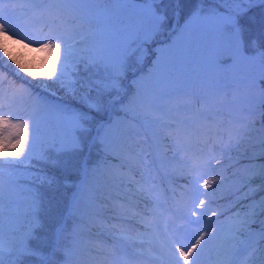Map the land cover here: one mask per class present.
Masks as SVG:
<instances>
[{
  "label": "snow or ice",
  "instance_id": "obj_1",
  "mask_svg": "<svg viewBox=\"0 0 264 264\" xmlns=\"http://www.w3.org/2000/svg\"><path fill=\"white\" fill-rule=\"evenodd\" d=\"M106 2L58 0L40 10L39 19L43 23L38 33L21 35L11 15L16 10L10 6L12 0H0V69H6L0 71V264H30L32 258L38 264H70L69 259L59 261L56 257L60 253L66 258L70 256L77 232L74 226L65 235V227L61 225L53 237L42 235L41 202L38 195H33L25 213L27 222L10 216L5 239L4 169H9V186L19 175L39 179L49 186L59 183L55 173L48 174V169L79 174L82 178L75 185L67 178L64 181L65 187L77 189L68 212L75 215L90 171L88 160L78 159L85 142L88 141L89 148L99 144L102 151L119 156L113 140L119 121L111 120L116 105L121 104L126 114L132 104L143 103L151 109L156 106L158 90L163 91L160 85L173 78L176 62L164 54L175 47V40L156 50L152 69L147 76L133 81L135 95L128 104L123 103L127 97L125 81L129 70H133V75L142 71L151 45L171 26V20L160 7L163 0H114L120 5L115 9L100 6ZM174 2L177 8L173 10L171 19L175 20V26L171 31L177 33L176 39L195 46L199 53L196 62L209 87L214 70L223 69L234 74V96L239 103L227 127L217 124L213 128L199 123L201 118L208 120L207 110L197 111L187 118L172 117L165 125L179 130L189 123H198L202 142L208 148L200 150L201 159L190 167H180V174L185 176L189 186L179 193L172 190L171 207H163L159 198L164 196V204H167L169 197L163 192L156 193L154 185L147 190L140 189L146 197L154 193L151 198L157 208H162L159 215L163 217V227L152 223L146 226L154 230L152 243L158 264H200L210 246L216 251L215 264H235L239 252L251 247L254 235L251 226L255 221L250 217L257 215V209L264 214V195L253 199L258 193H264V84L261 83L264 81V42L247 39L245 27L250 11L255 6H264V0H193L194 6L183 16L179 10L181 0ZM205 4L211 6L205 7ZM19 15L23 16V12ZM101 20L103 27L99 26ZM25 26L31 25L26 22ZM16 46L30 53H42L39 63L33 56L30 66H26L13 54ZM81 64L86 73L83 76L79 71ZM9 73L23 83L17 86L14 80L8 79ZM25 82L42 85L39 89L47 95L40 96L33 88L24 87ZM241 86L246 93L243 96L240 95ZM57 92H63L70 102L49 100V97L55 98ZM29 102L55 113L58 123L54 135L39 139L36 117L29 114L28 118H23ZM147 117L145 113V123L150 126L152 121ZM157 136L154 132L153 137ZM165 140L169 141L161 146L165 156L169 150L173 155L161 160L162 166L172 164L187 148L179 131L172 136L159 137V141ZM245 160L248 163L238 168ZM25 163L28 167L24 173L14 171L17 165ZM230 169L237 170L228 175ZM248 172L253 175H247ZM205 176L209 178L204 179ZM257 179L260 183L253 186ZM229 180L237 191L247 189L241 199H252L253 203L247 206L248 211H238L228 222H219L225 211L211 207L216 203L212 193ZM189 194L191 208L185 200ZM238 203L239 200L233 201V205ZM165 212L168 213L166 217ZM209 212L211 215L204 221L203 217ZM201 222L203 229L197 228L188 235L189 226ZM260 224L261 230L256 235L264 240V220ZM244 264H250V257Z\"/></svg>",
  "mask_w": 264,
  "mask_h": 264
},
{
  "label": "trees",
  "instance_id": "obj_2",
  "mask_svg": "<svg viewBox=\"0 0 264 264\" xmlns=\"http://www.w3.org/2000/svg\"><path fill=\"white\" fill-rule=\"evenodd\" d=\"M107 2L103 4H105L108 8H113V9L119 8L116 7L113 2H108V3ZM193 6H194L193 0H181V4L179 5V10L181 11V15L182 16L186 15L187 12ZM173 8L174 5L169 0V4L166 8H164V11L167 12L170 20L172 18ZM167 29L164 31L162 35L166 34ZM252 31L253 30L251 28H246L247 39H249L251 34H254L253 33L254 31L253 32ZM171 32L172 31L170 29L162 39H157V41L162 42L167 38V36ZM261 32H263L264 34L263 25H261V30H258V32L256 31V34ZM261 35L262 33L259 34L258 36L260 37ZM255 36L258 37L257 35ZM5 70L6 69H0V71H5ZM8 79L14 80L17 86H20V84L23 83V81H21L20 79L13 77L11 73H9ZM230 81L234 83L233 78H231ZM5 85L7 84L5 83ZM227 85L231 87L230 84ZM194 86L198 87L197 90H194L195 92L194 91L190 92L189 96H187L184 93L183 97L181 95L182 100L185 101L190 100V104H191V102L198 103L200 99H202V94L204 96V92H203L204 89L200 87L199 83H195ZM24 87L33 88L40 96L47 95L46 93H43L40 90H38V88L36 89V86L33 84H28L27 82H25ZM230 87L228 86L226 88L224 87V89H222L219 93L213 96V100H214L213 105H215L214 107L206 106V109H199L200 111L208 110L209 112L208 120L204 121L203 118H201V121L199 123L205 124L207 126H211L213 128L217 124H222L224 127L228 126L229 119L234 114L235 108L238 106L239 103L235 99L233 89L231 90L232 87L231 88ZM179 93L180 92L176 94L174 100L170 101L172 104V110L170 113H168L169 116L168 115L161 116V114L159 113L160 107L157 104L151 109L146 108L143 103H139L137 106L130 105L129 108H131L132 113L126 114L125 112H123L121 116L123 122L120 123L119 120V123L117 125L118 128L116 127L117 132L114 133L115 151L119 153V156H113L111 153H106L100 150V147L98 145H94L91 148H89L88 146V150L85 153L84 159L88 160L89 169L99 167L105 171L110 170L112 174L114 173L118 176V179H121L122 176L124 179H127L130 183H134V184L138 183L144 186L146 190L154 185L156 193L163 192L164 195L169 197L168 203L165 206H171L172 201L170 198L172 195V190L175 189L176 192L179 193L183 189L187 188V186L184 185L183 181H181L182 179H180L175 175V172L178 171L177 170L178 167L177 168L172 167V164H169L168 167L166 166V164H164L163 166L161 165V160L165 156V153L163 152L161 146L163 143H169V141L167 140L159 141V137L172 136L175 135L177 131H179L181 139L186 142L187 148L186 151L179 153L177 156L180 158L184 156V158L187 160L190 166L197 159H201V157L199 156L200 150L204 149L205 151H207L208 148V146L202 142L203 141V136L201 135L202 129L198 127V123L195 122L189 123V125L183 126L179 130L176 128H168L165 126L168 122L171 121L172 117L179 116V114L174 113L175 105H173V102H175V99L178 97ZM245 94L246 93L243 87L241 86L240 95L243 96ZM62 96H65L64 93L58 92V95H56L55 98L49 97V100H55L59 102H64V101L70 102V99L68 97H62ZM118 107L120 109L121 105L117 104L114 111L119 110ZM13 111H16V109L14 108ZM41 111H43L42 108L34 107L31 104V102H29L27 109L23 111V118L25 119L28 118L29 114L38 117V114ZM179 111L181 113L179 117L181 118L188 116L190 112V110H188V114H187V109L184 110L182 109ZM7 112L8 109L6 108L5 114H7ZM145 113H147L148 116H155L157 118V122H152L151 125L149 126V124L145 123L144 120ZM42 116H43L42 114L39 115L40 120L37 122L38 133H42L40 131L42 129L41 125L43 123H45L46 121L55 122L53 120L57 119V118L53 119L52 117L50 119H47L46 117H42ZM154 132L158 133V136L155 138L153 137ZM43 139L45 138H42L41 140ZM86 142H85V147H86ZM209 143H211V141H209ZM151 150L155 152L154 158L151 154ZM83 154L84 151L79 154L78 157L79 160H81ZM101 154H104L106 156H109V158H112L111 161H105V164L103 163L104 166H102V164H99V162L101 161L99 160V156ZM217 155H219V149H217ZM247 163H248L247 160L243 161L241 165L238 166V168L242 169L244 165H246ZM225 164L227 165V163ZM18 167H19V173L22 172L24 173L28 166L27 163H25L24 165H18ZM236 170L237 169H233V171ZM217 171H223V170L218 169ZM47 172L48 174L55 173V175L58 177L59 183L49 186L47 183H42L41 180L39 179L26 178V186H27L26 195L27 196L31 195L32 197L33 195L39 196L41 202L40 218L43 223V229L41 234L51 238L54 236L55 229L59 226V222L62 219L64 210L66 209L67 206L68 209L64 215V219L61 225H64L65 227V235L71 232L69 227L71 226L72 221L75 218L76 214L69 215L68 212L72 205L73 194L71 195V193L73 191L76 192L77 189L75 187H65L64 181L67 178L75 185L79 180L80 175L69 174L68 172H65L60 169H48ZM248 174L250 175L252 174V172H248ZM36 175L44 176L45 174L36 173ZM229 175H231V173ZM3 179H4V184L6 186L7 185L6 182L8 181L6 174H4ZM184 181L188 185L187 180ZM257 181L259 180L257 179L253 183ZM121 183L122 182L119 181L118 184H114L112 187L108 186L109 189H105L102 192L100 191L99 197L97 193L92 192L91 195L95 194L99 202L90 198L88 200L89 195H86L85 193L86 191L83 190L80 201L85 200L86 202L85 207H87L88 215L86 219L80 218V222L78 223L80 225L82 223L84 229L85 230L87 229L86 231L90 232V234L87 235L85 240L89 242V245H91V247L95 246V248H90V249L92 250L94 249V251L100 255L106 254L105 252L107 251L109 255L114 256V259L116 261L125 259V261L129 260L130 262L136 264H143L145 261H148L149 264L152 263L156 264L155 262H153V260L145 258L144 255H140L139 253H137L129 244L127 245L124 242H122L119 236L109 233L111 232V229H119V228L121 230L132 231L133 229H131V227L135 223L133 221L134 219L133 217L137 215L143 216V211H144L143 206L137 202L136 198H134V196H132L131 193H129L123 188L124 185H121ZM29 189H31L32 191H29ZM222 189L223 190L221 191L225 193V198H223L224 202L222 203L221 199H217L220 198V196L217 194L219 190H215L212 193V198L216 200V203L213 204V206L223 208L225 213H228L229 212L228 209L230 208L231 210L232 208L230 206L232 201H234L235 197L245 189L241 191H237L234 185ZM263 194L264 193H258L256 197H254V199L255 200L259 199L260 196ZM141 197L143 198V195ZM186 198L187 197H185V199ZM160 199L164 201V196H161ZM119 205L122 206L119 207ZM248 205L249 204H246V209H248L247 207ZM117 209H119V211L121 210L122 213L116 214L118 213ZM260 241L263 240H261L258 235L255 238L252 237L251 247L247 248L246 252H249L254 247V245L259 243ZM245 254H242V256L237 255L236 264H241L243 260V256ZM56 259L61 261L62 259L61 253L56 257ZM255 260L251 261V263L254 264ZM30 264H38V261H36L35 258H32L30 260Z\"/></svg>",
  "mask_w": 264,
  "mask_h": 264
},
{
  "label": "rangeland",
  "instance_id": "obj_3",
  "mask_svg": "<svg viewBox=\"0 0 264 264\" xmlns=\"http://www.w3.org/2000/svg\"><path fill=\"white\" fill-rule=\"evenodd\" d=\"M107 1L114 3V0H107ZM170 1L174 5L173 10L176 9L177 5L175 4L174 0H170ZM57 2H58V0H12V3L10 6L14 7L16 10L13 13H11V15L13 17L14 25H17L16 30L18 32H20L21 35H27L30 33H33V34L38 33V30H39L41 24L43 23V21L39 19L40 10L46 5H50V4L54 5ZM168 4H169V0H163V3L160 5L161 9L164 10V8H166L168 6ZM114 5L116 7H120V5H118L116 3H114ZM100 6L101 7H107L103 3H101ZM108 6H109V4H108ZM204 6L208 7L211 5L205 4ZM21 12H23V16L19 15ZM172 14H173V11H172ZM26 22L28 24H30L31 26L26 27L25 26ZM180 22L182 24L183 19ZM103 23H104L103 20H101L99 26L103 27ZM261 25L264 26V6H255L250 11L249 17L246 18L245 27L251 28L254 31V32L253 31L252 32L257 36L261 33H262V35L260 37L258 36L259 37L258 38L254 34H251L249 37V40L259 39L261 42H264L263 32L256 34V31L258 32V30H261ZM173 26H175V20L171 19V26L169 28H171ZM178 31L179 30L177 29V32ZM176 36H177V33L171 32V33H169L167 38L165 40H163L162 42L157 41L156 43L151 45V50L148 54V58L146 59L145 64L143 65L142 71H139V72L136 71L135 75L132 74L125 81V84L127 87V97L123 101L124 104H128V101L135 95L136 86L133 83V81L135 79H138L140 76H147L149 71L152 69L153 61H155L157 58L156 50L159 48H162V47H167L174 40L176 41L175 47L171 50V52H167L164 54L166 57H170L171 59H173L176 63H175L173 78L164 82L162 85H160V87L163 89L162 92H159V90H158V98H157L156 104L160 107L159 113L161 114V116L162 115H168V113L171 112L172 104L170 101L174 100V98L178 92H180V93H179L178 97L175 99V102H173V105H175L174 113L179 114V116H180L181 113L179 110L187 109V114H188V110H190L189 115L184 117V118H187V117L191 116L193 113L200 111L199 109H206V106L207 107H214L215 105H213V102H214L213 96L215 94L219 93L222 89H224V87L225 88L227 86L230 87L227 84H230L232 87V88L230 87L231 90L233 89V91H234V86H235L234 74L230 71L223 70V69H217V70H214L212 72V75H211L212 86L209 87L206 83V78L203 75H201L202 69L200 68V66L196 62L198 57H199V53L196 50L195 46L191 45V43L189 41L177 40ZM34 47H38V45H34ZM250 51H251V49H250ZM21 53H23V55H21ZM182 53L184 54L183 56H182ZM13 54L17 55L18 58H20L21 61L23 63H25L26 66H30V62L32 61L33 56H35L36 62L38 64L40 56L43 55L42 53H38V52H31L30 53L27 50L22 49L20 46H16V48L13 51ZM38 70H42V69H38ZM79 71H80L82 76L86 75L83 64L80 65ZM92 71H95V69H92ZM20 75L23 76L24 74L21 73ZM231 78L234 79V83H232V81H230ZM195 83H199L200 87L202 89H204L203 90L204 96L202 94V99H200V101L198 103H192L191 102V104H190V100H188V101L182 100V97H183L184 93L187 96H189L190 92L197 90L198 87L194 86ZM261 83L264 84V81H261ZM32 84L35 85L36 89L38 88V90H40L39 87L42 86V85L36 84L35 82H33ZM6 86L7 85H5V87ZM53 87H55V86L53 85ZM56 95H58V92ZM181 95H182V97H181ZM62 97H66V96H62ZM138 104L139 103L132 104V106H137ZM118 109H119V107H118ZM121 109H122V105H121V108L119 110L112 112V114H111V117H112L111 120L112 121H119L120 120V123L123 122L121 116H122L124 111H122ZM220 109H221V106H220ZM42 110L43 111H41L38 114V117H36L37 122L40 120L39 119L40 114L43 115L42 117H46L47 119H50L51 117L53 119L57 118L55 113L49 112L46 109H42ZM127 113H132L131 108ZM206 114L209 115L208 110H207ZM179 116H176V117H179ZM147 118H148V120H151L152 122H157V118L155 116H148ZM53 121H55V122L46 121L45 123H43L41 125L42 129L40 132H42V133H38V134H40V135H38L39 139L40 138L41 139L42 138L47 139L50 135H54L56 133L58 121H57V119H54ZM187 125H189V124H187ZM187 125H184V126H187ZM117 128H115L114 132H113V140L114 141H115L114 133L117 132L116 131ZM97 145L100 147V150H101V146L99 144H97ZM154 153L155 152L153 150H151V154H152L153 158H154ZM172 155H173L172 150H169L166 153V156H164V158L162 160L170 159L172 157ZM217 158L219 159L220 156L217 155ZM111 159L112 158H109V156H106L104 154H101L99 156V160L104 161V164H105V161H111ZM145 163H146V160H145ZM159 163H160V160H159ZM225 163H227V161H225ZM165 164L167 167L169 166V164H167V163H165ZM182 165L185 167H190V165L188 164V162L184 158V156H182V158L176 156L175 161H173V163H172V167H175V168L178 167V169H177L178 171L175 172V175L177 177H179L180 179H182L181 181H183L184 185H186L188 187V185L184 181V180H186L185 176L180 174V167ZM102 166H104V165L102 164ZM105 166H107V165H105ZM96 169L97 170L94 172L92 171V169H89L90 170L89 175H88V178H87V181L85 184L84 191H86L85 192L86 195H89L88 200L90 198V199H94L97 202H99L97 200V197L95 196V194L91 195L92 192L97 193V195L99 197L100 191L102 192L105 189H109L108 186L112 187L114 184H118V182L121 181L122 182L121 185H124L123 188L126 191H128L129 193H131L132 196H134V198H136L137 202L140 203L144 209L143 216L137 215V216L133 217L134 218L133 221L135 223L131 227V229H133L132 231L131 230H121L119 228V229H111V232H109V233H112L116 236H119L121 238L120 240L122 242H124L127 245L129 244L137 253H139L140 255H144L145 258L153 260V262L158 264V261L155 259V257H156L155 246L152 243V237L154 235V230L152 228L146 226L148 223H152V224H160L161 228L163 227V217H161L159 215V213L161 212V209L156 207L155 201L151 198V195H154V194L147 195V197H146V193H142L140 191L141 188H144L146 190V188L144 186H142L138 183L137 184L130 183L127 179H124L121 175H120L121 179H118V176L114 173L112 174L110 172V170L105 171L99 167H97ZM8 171H9V169H7V168L4 169V174H6V177L8 180L6 182V184H7L5 186L6 188L4 189L5 195H4V200H3L5 239H7V234H8L9 217L10 216L15 217V218L19 219L20 222L26 223L27 217H26L25 213L27 211L28 203L32 199L31 195H28V196L26 195V188H27L26 178H28V176L27 175H19L16 179V182L13 183L11 186H9V178L7 175ZM14 171L19 173L18 165L15 167ZM230 171H233V169L229 170V172L227 173L228 175L231 173ZM221 172H223V171H221ZM247 175H249V174L247 173ZM250 175H253V173ZM80 178H81V176H80ZM208 178L209 177H207V176L204 177V179H208ZM212 178H218V177H212ZM199 183H202V181H200ZM256 183L259 184L260 181H257L253 184L256 185ZM231 185H233V184H232L231 180H229L223 184H220L219 186H217L215 188V190H219L217 194L220 196V198H217V199H221L222 203L224 202L223 198H225V193H223L221 190H223L222 188H226V187H229ZM201 191H205V190L201 189ZM244 191H247V189L243 190L242 192H240V194H238L235 197L234 201L239 200V203L233 205V201H232V203L230 205L232 207L231 210H229L228 213L220 216L219 222H228V218L230 216H233L238 211H242V210L248 211V209H246V204L253 203V200L252 199H249V200L241 199ZM142 195H143L144 199L141 197ZM201 198H203V197H201ZM256 200H258V199H256ZM197 203H198V201H197ZM85 206H86L85 200H81L79 205H78L79 210L76 212V216L73 219L71 226L69 227L70 230H72L74 226H76V228H77V232H76V236H75L76 243H75V246L72 247L71 254L69 257L66 258L63 255V253H61L62 259L63 260L69 259L70 264H132L129 260L125 261V259H121V260L116 261L114 259V256L109 255L107 251L105 252L106 254L100 255V254L96 253L94 251V249L93 250L90 249V248H95V246L91 247V245H89V242L85 240V238L87 237V235L90 234V232H87L86 231L87 229L86 230L84 229V227L82 226V223H81V225L78 223V222H80V218H85V219L87 218V215H88L87 212L88 211H87V207H85ZM120 206H122V205H119V207ZM187 206L189 208H191V201H189V202L187 201ZM213 209L217 210V211L224 210L223 208H220V207H214ZM117 212L118 213H116V214L122 213V211L121 210L119 211V209H117ZM153 213H155L157 216H159V219H157V220L153 219ZM125 215H126V213H125ZM210 215H211V213L209 212L208 214H206L203 217V220L206 221ZM164 216L166 217L165 214H164ZM193 219H195V218H193ZM250 220L255 221L254 223H252L251 232L258 234L261 230L260 222H261V220H264V214H260L259 209H257V215H255L254 217H250ZM90 221H91V219H90ZM200 224H201V229H203V222H201ZM192 225L193 224H191L188 228V235L192 234V233H190V229L192 228L191 227ZM195 230H196V228H195ZM208 231H211V227L208 228ZM71 238L72 237L69 236V239H71ZM249 257H250V264H253V263H251V261L255 260V258H256V260H255L254 264H264V240L260 241L256 245H254V247L249 252H246V254L243 257L241 264H244L245 260L248 259ZM62 259H61V261H63ZM215 260H216V251L212 246H210L209 251H206L204 256L201 258L200 264H215ZM143 264H149V263H148V261H145ZM152 264H154V263H152Z\"/></svg>",
  "mask_w": 264,
  "mask_h": 264
},
{
  "label": "water",
  "instance_id": "obj_4",
  "mask_svg": "<svg viewBox=\"0 0 264 264\" xmlns=\"http://www.w3.org/2000/svg\"><path fill=\"white\" fill-rule=\"evenodd\" d=\"M160 38H162V37H158L157 39H160ZM131 73H133V70L130 72V74H131ZM68 205H69V204H68ZM64 213H65V212H64Z\"/></svg>",
  "mask_w": 264,
  "mask_h": 264
}]
</instances>
